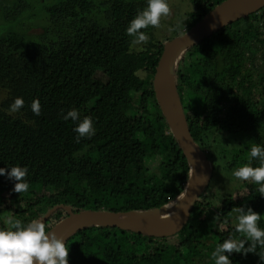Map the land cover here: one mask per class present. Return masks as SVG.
Here are the masks:
<instances>
[{"label":"trees","instance_id":"obj_1","mask_svg":"<svg viewBox=\"0 0 264 264\" xmlns=\"http://www.w3.org/2000/svg\"><path fill=\"white\" fill-rule=\"evenodd\" d=\"M47 1L0 0V23H6L0 28V90L6 94L0 103V167L26 166L29 183L19 194L11 191L14 181L0 176V227L7 216L27 223L57 205L74 212H141L174 201L187 184L189 163L153 86L171 39L135 50L125 32L147 0ZM192 1L195 10L178 35L224 0ZM35 17L43 30L30 35L19 24ZM92 70L102 76L87 74ZM143 71L147 76L141 77ZM176 83L191 135L212 171L224 168L212 163L213 142L233 150L229 169L248 162L250 147L264 145V8L186 50ZM17 96L24 106L9 114ZM33 99L39 101V115L31 110ZM71 108L81 119H93L91 138L76 141L74 122L61 118ZM242 187L218 207L206 194L200 197L189 222L170 237L115 227L83 229L66 243L69 264H214L215 246L230 233L239 236L234 207L260 213L264 228L258 185L244 181ZM67 216L64 209L54 212L44 223L46 232ZM262 251L258 246L256 253H233L230 259L264 264Z\"/></svg>","mask_w":264,"mask_h":264},{"label":"water","instance_id":"obj_2","mask_svg":"<svg viewBox=\"0 0 264 264\" xmlns=\"http://www.w3.org/2000/svg\"><path fill=\"white\" fill-rule=\"evenodd\" d=\"M264 8V0H224L207 13L194 27L164 44L153 79L155 95L161 112L179 143L188 163L189 178L183 193L174 201L147 211L74 212L67 205H57L41 219L45 223L59 209L68 212L48 232L65 243L77 232L94 226L115 227L154 238H166L179 233L189 222L193 206L204 194L212 177V166L205 151L191 135L176 83V67L186 50L210 37L214 32ZM173 203L174 215L162 218L166 207ZM35 264V262H34Z\"/></svg>","mask_w":264,"mask_h":264},{"label":"clouds","instance_id":"obj_3","mask_svg":"<svg viewBox=\"0 0 264 264\" xmlns=\"http://www.w3.org/2000/svg\"><path fill=\"white\" fill-rule=\"evenodd\" d=\"M170 6L168 0H147V6L138 11L129 21L125 29L131 37L130 46L141 50L149 41V35L141 29L149 26L160 27L161 18L168 16ZM172 29L169 28V31ZM24 106L23 97L17 96L9 105V114L19 112ZM31 110L35 115L40 114L38 99H33ZM74 122L73 131L77 134V142L81 138H91L95 132L93 119L84 116L82 119L77 109L71 108L61 117ZM253 161L258 166H253ZM28 174L26 166L14 165L0 167V176L14 181L12 192L23 193L28 191L29 183L25 179ZM232 176L240 182L248 181L258 185V193L264 197V145L253 144L249 149V160L232 171ZM235 199V198H234ZM235 213L234 232L218 243L211 252L214 264H233L230 256L233 253L241 255L256 253L259 246L264 250V228L258 224L261 214L251 207L236 206L232 209ZM5 226L0 227V264H69V248L63 238L54 233L46 232L45 224L41 219H33L27 223L13 216H7L3 220ZM223 229V224L220 225ZM247 243V247L245 246ZM227 253V254H226ZM264 260V251L259 254Z\"/></svg>","mask_w":264,"mask_h":264},{"label":"rangeland","instance_id":"obj_4","mask_svg":"<svg viewBox=\"0 0 264 264\" xmlns=\"http://www.w3.org/2000/svg\"><path fill=\"white\" fill-rule=\"evenodd\" d=\"M39 2L47 3V0H38ZM170 6V13L166 17L161 18L160 27L149 26L147 28L146 34L149 35V41L142 46V49L150 44L151 42H158L165 39H173L180 33L184 27V23L189 13L195 10V6L192 0H168ZM0 11V22H2V16L4 15V10ZM41 18L35 17L33 19L21 22L19 26L22 27L30 35H36L42 32L43 28L39 25ZM6 23H0V28L5 26ZM169 28L172 30L169 31ZM135 49V48H134ZM141 49V50H142ZM136 50V49H135ZM94 74L96 76H102L101 72L98 70L88 71L87 74ZM141 77L147 76V71L140 73ZM6 97L5 92L0 90V103ZM214 147V162L215 165H224L222 170L215 169L212 171V177L209 186L206 188L203 195H207V198L212 202L214 206H220L222 202L229 196H236L242 190L243 182L237 181L232 176V171L234 169H229L226 167L227 163L233 158V150L227 151L226 148L218 142H213ZM213 160V159H212ZM202 195V196H203ZM201 196V197H202Z\"/></svg>","mask_w":264,"mask_h":264},{"label":"bare ground","instance_id":"obj_5","mask_svg":"<svg viewBox=\"0 0 264 264\" xmlns=\"http://www.w3.org/2000/svg\"><path fill=\"white\" fill-rule=\"evenodd\" d=\"M175 212H176V209L174 208V204L171 203L170 205H168V206L166 207V212H165V214L162 216V218H166V217H168V216L174 215Z\"/></svg>","mask_w":264,"mask_h":264}]
</instances>
